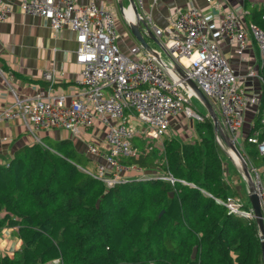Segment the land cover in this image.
Instances as JSON below:
<instances>
[{"label": "trees", "instance_id": "1", "mask_svg": "<svg viewBox=\"0 0 264 264\" xmlns=\"http://www.w3.org/2000/svg\"><path fill=\"white\" fill-rule=\"evenodd\" d=\"M261 15L253 24L264 30ZM195 125V136L163 137L160 147L135 137L139 154L120 161L141 175L111 188L81 166L89 158L70 139L16 149L0 164V226L21 245L0 264H263L255 219L225 205L240 198L212 121ZM239 150L257 168L264 162L247 136ZM155 169L173 182L144 174Z\"/></svg>", "mask_w": 264, "mask_h": 264}, {"label": "built area", "instance_id": "2", "mask_svg": "<svg viewBox=\"0 0 264 264\" xmlns=\"http://www.w3.org/2000/svg\"><path fill=\"white\" fill-rule=\"evenodd\" d=\"M135 1L136 6L142 7L143 0ZM19 7L24 14L47 21L54 33L64 27L75 33V61L81 67L79 81L84 90L77 99L65 104L63 95L52 90L54 72L43 71L41 78L48 83L47 92L19 99L12 91L14 102L0 111V123L20 119L31 133L58 128L78 138L99 121L104 128L106 151L95 143H88L84 154L97 159L92 174L111 188L121 183L129 171H139L120 161L139 154L132 144L135 137H143L147 143L159 142L166 135L171 121L180 115L195 122L209 118L191 108L189 97L194 94L176 73L175 65H178L185 78L215 104L220 127L238 150L242 145L240 129L244 115L249 108L254 109L253 116L258 117L259 127H253L252 133L247 135V142L255 145L259 156H264V78L261 73L264 30L257 25L245 26L239 15L227 12L222 16L218 30V35L234 39L239 55L244 51L248 37L256 46L257 69L246 72L245 78L257 81L260 88L246 93L238 85V77L217 42L209 36L214 16L202 13L194 5L175 14L172 25L177 34H171L169 30L168 39L163 38L161 29L151 25L168 62L162 61L159 53V59L151 56L139 45L129 48L127 54L123 53L116 44L118 33L112 12L94 3L79 5L74 0H19ZM10 12V5L0 0V23ZM135 122L140 126H135ZM215 140L218 145L223 143L217 135ZM150 149L151 146L146 147V150ZM244 160L264 222V178L256 166ZM156 176L173 182L171 177ZM225 205L235 214L253 217L251 209L241 208L239 199L228 198Z\"/></svg>", "mask_w": 264, "mask_h": 264}, {"label": "crops", "instance_id": "3", "mask_svg": "<svg viewBox=\"0 0 264 264\" xmlns=\"http://www.w3.org/2000/svg\"><path fill=\"white\" fill-rule=\"evenodd\" d=\"M3 1L10 5L11 12L0 23V111L13 104L14 94L19 99H25L47 92L49 86L41 78V73L48 70L54 72L53 92L57 95H63L65 104H69L73 99H77L84 90V87L79 81L81 67L75 61V33L68 27H64L57 33H54L47 21L41 17L24 14L20 10L19 0ZM74 1L79 5L94 3L112 12L116 27L118 25V31H123L122 28L124 27L127 29V31H124L123 36L118 35L116 39L117 45L123 53L127 54L129 48L138 46L127 28L128 23L134 21L133 11L128 0ZM134 2L136 1L134 0ZM190 5H194L202 13L214 16V20L208 30L210 38L217 42L223 56L229 63L235 76L238 77V85L246 93H249L251 90L258 91L260 88L259 83L255 80L247 81V78H245L246 72L252 70L253 67H257L258 55L253 40L251 37H248L246 47L239 55L234 39L228 35H218V30L222 16L227 12H234L239 15L241 23L245 26L253 23L254 12H262L261 19L264 20V0H143L142 7L138 5L136 8L139 16L147 23L152 32L151 25L161 29L163 38L168 39L170 38L169 30L171 34H177L172 25L175 14ZM146 42L148 44L150 42L154 43L149 38H146ZM155 48L152 47L158 53ZM159 57L162 61L168 62V58L164 59L160 55ZM263 70L264 66L261 73ZM256 85H258L257 90L255 88ZM212 106L217 117H219L215 104L213 103ZM255 119L256 117L253 116L247 135L252 133ZM178 123L176 119L171 121L172 125ZM175 129H177V132L181 131L177 127ZM186 133L187 136L191 135L189 131H186ZM103 134L104 128L99 121H95L93 127L86 130L78 138H73L68 131L58 128L38 130L31 133L25 128L24 123L20 119L1 122L0 164L6 163L11 158L13 152L19 147L38 142V140L42 141L43 139H48L49 141L70 139L75 149L83 154L85 146L88 143H95L105 152ZM161 141L162 139L160 142H154V145L159 147L158 143H161ZM240 152L243 154L242 157L250 163L244 152L242 150ZM88 158L89 160H93L95 165L97 159ZM225 170L227 179L237 191L236 193L240 198L239 201H243V196H247V186L241 177L242 175L237 173L236 169L231 174L226 168ZM258 170L262 178H264V162L258 166ZM157 171L155 169L146 172H149L147 174H160ZM127 175L126 178H129L141 175V173L139 171H129ZM20 245L21 242L14 228L6 227L5 225L0 226V254L12 256L15 251L19 250Z\"/></svg>", "mask_w": 264, "mask_h": 264}, {"label": "water", "instance_id": "4", "mask_svg": "<svg viewBox=\"0 0 264 264\" xmlns=\"http://www.w3.org/2000/svg\"><path fill=\"white\" fill-rule=\"evenodd\" d=\"M130 3V7L133 11L134 21L132 23H128V31L134 41L143 49H145L151 56L159 59L158 54L154 51L149 44L146 42V38L152 40L156 45L159 46L158 41L150 28L148 27L147 23L139 16L138 10L136 8L134 0H128ZM120 6V3H119ZM175 71L178 74L180 80H183L184 83L191 89L194 96L199 99V101L203 104L206 109V114L210 118L213 124L215 135H217L221 141L223 142L225 148L229 149L237 158H238V170L242 175L246 186H247V197L251 207L253 218L257 224L258 228V237L261 246V258L264 264V222L262 219V214L259 205V199L254 190V184L251 178V174L248 170L247 163L244 158L240 155L239 150L233 145L232 141L229 137L222 131L217 114L212 106V104L204 97L202 92L197 88V86L189 79L185 78L184 74L182 73L181 69L178 65H175ZM230 156V155H229ZM172 193H170V196ZM98 205V201L96 206ZM162 214V211L160 212ZM197 247L193 248L192 257L195 256Z\"/></svg>", "mask_w": 264, "mask_h": 264}, {"label": "rangeland", "instance_id": "5", "mask_svg": "<svg viewBox=\"0 0 264 264\" xmlns=\"http://www.w3.org/2000/svg\"><path fill=\"white\" fill-rule=\"evenodd\" d=\"M123 31L119 32L118 31V25H117V33H120L118 35H121L123 36L124 35V31L127 29L124 27L122 28ZM117 44V42H116ZM118 46V45H117ZM149 46L152 48V47H156L155 49L158 51L159 55L162 57V58H167L166 55L161 51V49L159 48L158 45L154 44V43H149ZM119 47V46H118ZM121 50V49H120ZM257 67H253L252 70H256ZM247 81H252L251 78H247L246 79ZM256 90L258 88V85H256ZM189 103L191 105V108L194 109L198 114L202 115V116H205L206 115V109L205 107L203 106V104L199 101V99H197L195 96H191L189 97ZM213 105V104H212ZM250 110L247 111L244 115V121H243V124H242V128H241V131H240V135L242 136V138H244L246 135H247V132H248V129L250 128V121L252 120V117H253V111L254 109L253 108H249ZM180 118L176 119L177 122H179L178 124H175V125H170L167 132H166V135L164 137H171V136H175V137H179L181 139H185V140H188L191 135H195L194 134V127L196 126L195 124L197 122L193 121V120H190V119H183L182 115L179 116ZM182 117V118H181ZM218 120H219V117H218ZM220 121V120H219ZM137 124V125H136ZM135 126H140V123L138 122H135ZM175 127H177L178 129H181L180 132H177L175 129ZM182 127V128H181ZM186 131H189L190 132V136H187V133ZM168 135V136H167ZM43 141L45 143H50V141L48 139H43ZM156 142V141H154ZM154 142L151 141L149 143H151V145L153 144L154 145ZM160 142V141H159ZM159 147H160V143H158ZM221 147V149L225 152L223 153L225 156H226V163H225V168L228 170V172H230V174L234 171V169H236L240 174L239 170H238V165L239 163H235L232 159H231V154L232 152L225 148L224 144L221 143L219 145ZM240 152V151H239ZM230 155V156H229ZM240 155L243 156V154L240 152ZM83 156V155H81ZM81 162V166L83 168H85L86 170L92 172L93 169H94V163H93V160H89V159H86L85 156L82 157V159L80 160ZM149 172H144V174H147ZM241 175V174H240ZM242 177V176H241ZM243 179V177H242ZM244 200H243V203L245 204V207H249V202H248V199L246 196H243Z\"/></svg>", "mask_w": 264, "mask_h": 264}, {"label": "bare ground", "instance_id": "6", "mask_svg": "<svg viewBox=\"0 0 264 264\" xmlns=\"http://www.w3.org/2000/svg\"><path fill=\"white\" fill-rule=\"evenodd\" d=\"M231 159L237 164L239 161H238V158L232 153L231 154Z\"/></svg>", "mask_w": 264, "mask_h": 264}]
</instances>
